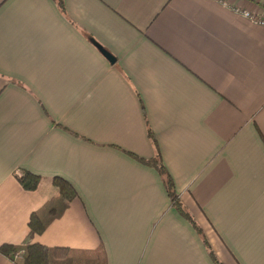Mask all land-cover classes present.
Masks as SVG:
<instances>
[{"label":"crops","instance_id":"crops-1","mask_svg":"<svg viewBox=\"0 0 264 264\" xmlns=\"http://www.w3.org/2000/svg\"><path fill=\"white\" fill-rule=\"evenodd\" d=\"M62 5L0 0V245L19 252L0 264L35 242L105 264H214L127 154L153 155L148 127L220 261L264 264V22L232 9L264 21V0Z\"/></svg>","mask_w":264,"mask_h":264},{"label":"trees","instance_id":"trees-1","mask_svg":"<svg viewBox=\"0 0 264 264\" xmlns=\"http://www.w3.org/2000/svg\"><path fill=\"white\" fill-rule=\"evenodd\" d=\"M56 1L57 4L62 8V0ZM99 48L106 56L113 59V57L108 52H106L101 47ZM147 135L154 147V153L150 158H142L130 152H127V154L135 158L137 161L147 166H150L156 170V172L161 177L164 189L169 197L171 206L174 207L177 212L191 224L195 232L201 238V241L211 261L214 264H223L212 249L205 233L203 232V229L200 227L192 213L179 199V196L175 190L173 179L162 161L157 142L149 127L147 128ZM18 181L23 189L33 190L38 185L39 176L34 175L29 171L23 170L21 171L20 176H18ZM53 184L57 187L61 199L70 201L74 197H76L77 194L75 189L66 180L59 177H54ZM73 252L74 251L72 249L64 246L49 247L37 242L30 243L24 247V250L21 253L22 256L19 261V264H61L62 261L67 260L68 263L65 264H105V259L102 258L101 252H99L98 250L94 252H81V254L86 256V258L82 260L75 259L72 255ZM0 253L10 259H14L15 257H17V255H19L18 248L8 243H3L0 245ZM91 254L93 256H91Z\"/></svg>","mask_w":264,"mask_h":264},{"label":"built area","instance_id":"built-area-1","mask_svg":"<svg viewBox=\"0 0 264 264\" xmlns=\"http://www.w3.org/2000/svg\"><path fill=\"white\" fill-rule=\"evenodd\" d=\"M224 3V2H223ZM225 5H226V3H224ZM232 9L235 11V12H238V13H241L243 16H245V17H248V18H250L251 20H256V21H258V22H264V21H262V20H257V19H255V17L249 12V11H246V10H242L241 8H239V7H232ZM18 176H20V172H17L16 173Z\"/></svg>","mask_w":264,"mask_h":264},{"label":"rangeland","instance_id":"rangeland-1","mask_svg":"<svg viewBox=\"0 0 264 264\" xmlns=\"http://www.w3.org/2000/svg\"><path fill=\"white\" fill-rule=\"evenodd\" d=\"M65 263H68V260L67 261H62L61 264H65Z\"/></svg>","mask_w":264,"mask_h":264},{"label":"water","instance_id":"water-1","mask_svg":"<svg viewBox=\"0 0 264 264\" xmlns=\"http://www.w3.org/2000/svg\"><path fill=\"white\" fill-rule=\"evenodd\" d=\"M108 57V56H107ZM109 58V57H108ZM109 59H111V58H109ZM111 60H113V59H111Z\"/></svg>","mask_w":264,"mask_h":264}]
</instances>
